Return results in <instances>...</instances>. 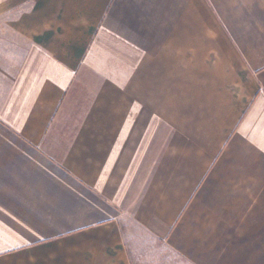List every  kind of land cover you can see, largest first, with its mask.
<instances>
[{
  "label": "crops",
  "instance_id": "crops-1",
  "mask_svg": "<svg viewBox=\"0 0 264 264\" xmlns=\"http://www.w3.org/2000/svg\"><path fill=\"white\" fill-rule=\"evenodd\" d=\"M0 264H264V0H0Z\"/></svg>",
  "mask_w": 264,
  "mask_h": 264
}]
</instances>
